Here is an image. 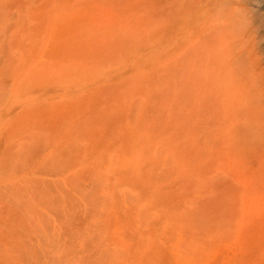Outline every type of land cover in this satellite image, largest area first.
I'll list each match as a JSON object with an SVG mask.
<instances>
[{"label": "rangeland", "instance_id": "1", "mask_svg": "<svg viewBox=\"0 0 264 264\" xmlns=\"http://www.w3.org/2000/svg\"><path fill=\"white\" fill-rule=\"evenodd\" d=\"M239 1L0 0V194L93 195L98 264H264Z\"/></svg>", "mask_w": 264, "mask_h": 264}, {"label": "bare ground", "instance_id": "2", "mask_svg": "<svg viewBox=\"0 0 264 264\" xmlns=\"http://www.w3.org/2000/svg\"><path fill=\"white\" fill-rule=\"evenodd\" d=\"M229 15L225 48L240 36L239 27L253 24L240 51L243 66L248 65L240 75L244 103L233 105L231 113L241 122L240 129L264 132V0H240ZM97 244L93 195L0 194V264H98Z\"/></svg>", "mask_w": 264, "mask_h": 264}]
</instances>
